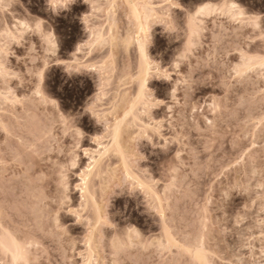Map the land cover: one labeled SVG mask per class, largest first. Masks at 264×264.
Returning a JSON list of instances; mask_svg holds the SVG:
<instances>
[{
    "label": "rangeland",
    "instance_id": "1",
    "mask_svg": "<svg viewBox=\"0 0 264 264\" xmlns=\"http://www.w3.org/2000/svg\"><path fill=\"white\" fill-rule=\"evenodd\" d=\"M58 2L0 0V264H264V0Z\"/></svg>",
    "mask_w": 264,
    "mask_h": 264
},
{
    "label": "bare ground",
    "instance_id": "2",
    "mask_svg": "<svg viewBox=\"0 0 264 264\" xmlns=\"http://www.w3.org/2000/svg\"><path fill=\"white\" fill-rule=\"evenodd\" d=\"M234 4V3H233ZM236 5V7L237 8H240V7H238V5L237 4H235ZM137 9V8H136ZM138 11V10H137ZM136 11V13H138ZM138 21H139V19H138ZM143 24L144 23H140V25H139V23H138V26H139V29H143V28H146V27H143ZM144 26H145V24H144ZM143 32H144V30H143ZM141 34H142V32H141ZM142 37V36H141ZM139 39V38H138ZM139 45H138V47L140 48L139 50H140V53L143 55V60H142V62H144V64L146 65V70H147V72H149V63L147 62L148 60H146V53H145V45H144V40H142V39H140L139 40ZM143 48V53H142V51H141V49ZM146 57V58H145ZM144 69V68H143ZM145 70V71H146ZM146 73V72H145ZM144 81H145V77H144ZM116 127V126H115ZM118 131L119 130H117L115 133H118ZM115 135V134H114ZM116 137V136H115ZM117 138V137H116ZM118 139H119V137H118ZM119 142V141H118ZM106 147V146H105ZM120 147V146H119ZM109 149V148H108ZM103 150H105V149H103ZM110 150V149H109ZM108 151V150H107ZM107 151H105V152H107ZM100 152H101V149H100ZM99 152V153H100ZM98 156V155H97ZM103 158V157H102ZM97 159V158H96ZM99 159V158H98ZM94 160H95V158H94ZM94 163H96V161L94 162ZM98 164V163H97ZM96 164V165H97ZM96 167V166H95ZM94 170V169H93ZM90 172V171H89ZM88 172V173H89ZM91 173V172H90ZM86 175V174H85ZM90 175V174H89ZM89 175H88V177H89ZM85 177V176H84ZM83 180H85V181H83L84 183H83V185L85 186V188H87V183H88V178H83ZM2 233V232H1ZM0 233V234H1ZM9 235V234H8ZM13 234H11V235H9V236H4V234L3 235H1V237H0V247L2 246V249L4 248V249H6L7 250V252L8 251H10L11 252V256H12V259H13V257L15 256L16 257V259L14 260L16 263H17V261H19L21 258H23L24 257V255H25V252H24V249H23V246H21L18 242H17V240L18 239H16V236L14 237V236H12ZM3 236V237H2ZM17 245H20V247L18 248L17 247ZM3 249V250H4ZM200 254V253H199ZM204 255V254H203ZM12 260V261H13ZM206 261V260H205Z\"/></svg>",
    "mask_w": 264,
    "mask_h": 264
},
{
    "label": "snow or ice",
    "instance_id": "3",
    "mask_svg": "<svg viewBox=\"0 0 264 264\" xmlns=\"http://www.w3.org/2000/svg\"><path fill=\"white\" fill-rule=\"evenodd\" d=\"M49 6L52 7V8H61V7L66 8L68 5H67V3H63V4H61V3L58 2V0H49ZM169 7H173V8H175V9H181L182 6H181L180 3H176V4H174V5H169ZM205 7H207V5H206ZM233 7H236V5H233ZM201 11H203V9H198V10H196L197 15H199V13H200ZM183 12H184L185 16H184L183 18H181L180 21L177 22V24H176L177 27H179L180 24L183 23V19H188V20L191 19V12H192L191 9L184 8V9H183ZM248 23H250V24H252V25H255V26L259 27V25L256 24V21H255L254 18H251V19L248 21ZM261 23H264V18H262ZM35 26H36V29H39V27H40V22H36ZM141 51H142V53H143V48L141 49ZM262 66H264V65H262ZM0 67H2V65H0ZM39 75H40L41 80H42V79H43V73H40ZM85 155H87V153H85ZM17 247L19 248L20 245H17ZM13 259L15 260L16 257L14 256Z\"/></svg>",
    "mask_w": 264,
    "mask_h": 264
}]
</instances>
